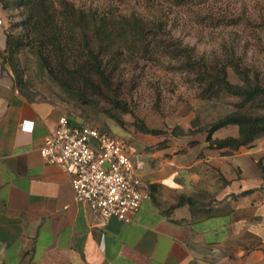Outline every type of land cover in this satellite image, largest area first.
<instances>
[{
	"label": "crops",
	"instance_id": "crops-1",
	"mask_svg": "<svg viewBox=\"0 0 264 264\" xmlns=\"http://www.w3.org/2000/svg\"><path fill=\"white\" fill-rule=\"evenodd\" d=\"M7 34L0 9V264H264V136L218 147L239 135L227 126L126 143L150 197L130 222L103 221L41 156L64 111L20 93Z\"/></svg>",
	"mask_w": 264,
	"mask_h": 264
},
{
	"label": "rangeland",
	"instance_id": "rangeland-1",
	"mask_svg": "<svg viewBox=\"0 0 264 264\" xmlns=\"http://www.w3.org/2000/svg\"><path fill=\"white\" fill-rule=\"evenodd\" d=\"M44 1L61 32L55 43L44 36L39 0H0L11 40L6 57L22 93L58 105L76 124L130 146L140 136H158L147 131L184 136L232 113L264 115V102L242 105L227 93L205 98L199 72L188 63L190 56L210 67L234 58L264 85V0ZM63 1L85 16L84 25L69 24ZM124 17L143 21L146 38L136 48L114 41ZM227 72L242 84L231 66Z\"/></svg>",
	"mask_w": 264,
	"mask_h": 264
},
{
	"label": "built area",
	"instance_id": "built-area-1",
	"mask_svg": "<svg viewBox=\"0 0 264 264\" xmlns=\"http://www.w3.org/2000/svg\"><path fill=\"white\" fill-rule=\"evenodd\" d=\"M22 129L32 131L33 123L24 122ZM40 153L47 164L72 172L76 199L103 221L130 222L150 197L149 185L138 174L142 163L133 162L124 141L98 127L73 125L64 115Z\"/></svg>",
	"mask_w": 264,
	"mask_h": 264
},
{
	"label": "trees",
	"instance_id": "trees-1",
	"mask_svg": "<svg viewBox=\"0 0 264 264\" xmlns=\"http://www.w3.org/2000/svg\"><path fill=\"white\" fill-rule=\"evenodd\" d=\"M179 2L181 1H177V4H179ZM63 5H65L66 19L70 21L69 24L73 26L83 24L82 21L84 20L85 16H83L82 13L77 15L67 1H63ZM38 14L46 24L44 36H46L51 42L55 43L60 37L61 32L58 30L56 16L52 14L50 8L44 0H39ZM30 18L31 16L27 17L26 20L29 21ZM122 21H124L121 24L122 26H120L118 31H116L114 34V41H117L120 45H123L127 48H136V44L142 40L144 41L146 38L145 27L142 23L143 21L139 17H132V19H127L124 17L122 18ZM94 32L96 38L100 39L101 28L99 30H95ZM85 42L89 43L88 40ZM10 43V35L7 34V47L10 46ZM143 50L146 51L147 46H145ZM176 50L179 53L190 54L188 49ZM189 59L190 60L188 63L199 72L198 78L200 83L202 86H205L203 89V96L205 98H218L221 93H227L242 98V105H246L248 103L252 104L256 102H264V85L259 81V78L256 75L254 78H252L249 69L243 67L237 59L230 58L227 64L225 63L222 66L211 65V67L207 66L205 63H199L193 60L191 56ZM6 62L9 63L7 57ZM228 66H231L233 70L240 76L242 79V84H233L229 80L227 72ZM96 69L99 74H104L103 70L99 67H96ZM20 93L29 100H33L21 91ZM227 126H237L239 128V135L237 138H229L224 141L217 142L218 147L228 146L237 149L242 146H248L258 138L264 136V115L253 116L248 113H232L222 119H219L215 123L211 124L208 128L192 130L187 132V134L206 131L208 132V138L210 139L211 135L215 131ZM147 133L155 135L161 134L158 131H147Z\"/></svg>",
	"mask_w": 264,
	"mask_h": 264
}]
</instances>
